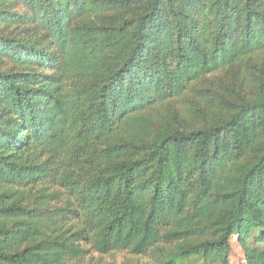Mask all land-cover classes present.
Masks as SVG:
<instances>
[{
  "label": "trees",
  "instance_id": "1",
  "mask_svg": "<svg viewBox=\"0 0 264 264\" xmlns=\"http://www.w3.org/2000/svg\"><path fill=\"white\" fill-rule=\"evenodd\" d=\"M233 239L264 264V0H0V264Z\"/></svg>",
  "mask_w": 264,
  "mask_h": 264
},
{
  "label": "rangeland",
  "instance_id": "2",
  "mask_svg": "<svg viewBox=\"0 0 264 264\" xmlns=\"http://www.w3.org/2000/svg\"><path fill=\"white\" fill-rule=\"evenodd\" d=\"M72 264H160L151 256L136 255L130 251H113L108 254H100L94 249L88 248V252L80 260ZM230 264H246L244 252L235 239L231 241Z\"/></svg>",
  "mask_w": 264,
  "mask_h": 264
}]
</instances>
